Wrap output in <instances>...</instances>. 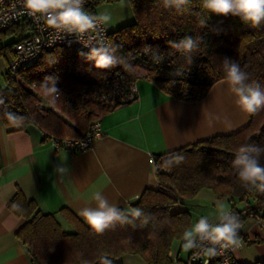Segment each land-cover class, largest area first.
Returning a JSON list of instances; mask_svg holds the SVG:
<instances>
[{"label": "trees", "instance_id": "trees-1", "mask_svg": "<svg viewBox=\"0 0 264 264\" xmlns=\"http://www.w3.org/2000/svg\"><path fill=\"white\" fill-rule=\"evenodd\" d=\"M116 1L119 0H89L86 10L96 14L102 3ZM128 2L135 21L110 32V45L116 47L119 57L116 66L99 69L85 56L56 46L45 51L33 65L15 74H3L0 120L9 130H25L32 125L42 130L43 139H46L44 134L77 138L93 121L130 102L110 104L118 79L130 83L141 75L174 98L198 101L216 82L225 79L222 68L225 59L239 64L249 74L250 81L264 86V25L253 28L235 17L207 14L201 0H189L183 12L165 8L162 0ZM203 19H207L206 25L201 24ZM20 29L19 24L11 27L0 39L10 33L15 35ZM185 35L202 37L191 63L169 44ZM15 38L11 36L0 43V56L9 53ZM47 77L57 78L56 87L61 96L55 102L39 86ZM8 113L24 117V123L13 126ZM248 143L264 146V110L250 115L247 125L237 131L211 136L166 155H155L158 186L146 188L130 205L151 216L144 227L137 220L135 227L117 225L97 234L69 209L62 208L59 213L73 227L72 231H66L54 213L41 211L35 200H28L18 190L7 204L12 213L24 220L15 237L26 247L31 264H83L84 261L100 264L101 257H107L111 264H120L118 258L126 254L137 255L146 264H171L172 245L191 224L188 211L173 209L192 199L199 190L210 189L218 199H251L254 205L250 208L230 209L241 224L250 215L264 217V193L243 187L232 165L236 149ZM176 156L183 157L182 161L169 165L167 161ZM238 235L240 240L247 241L245 234L238 232ZM236 264L264 262L237 261Z\"/></svg>", "mask_w": 264, "mask_h": 264}, {"label": "crops", "instance_id": "crops-1", "mask_svg": "<svg viewBox=\"0 0 264 264\" xmlns=\"http://www.w3.org/2000/svg\"><path fill=\"white\" fill-rule=\"evenodd\" d=\"M137 98L113 108L100 118L103 133L81 152L55 148L35 126L11 131L0 120V264H31L26 247L15 237L23 223L7 204L20 190L36 201L45 213H54L62 228L72 225L59 213L69 209L83 223L80 209L92 204L94 191H102L110 203L130 210L131 203L146 188H157L153 157L214 135L229 134L249 122L250 114L240 110L228 91L225 79L216 82L198 101H184L169 95L147 79L137 81ZM67 169L63 176L57 168ZM229 210L250 208L254 202L236 198L218 199L207 188L174 211L186 210L191 223L207 216L217 219L216 202ZM94 206V204H92ZM88 225V224H87ZM238 232L247 237L233 256L240 263L264 262V217L247 216ZM190 251L175 240L171 264H188ZM120 264H146L139 256L126 254Z\"/></svg>", "mask_w": 264, "mask_h": 264}, {"label": "clouds", "instance_id": "clouds-1", "mask_svg": "<svg viewBox=\"0 0 264 264\" xmlns=\"http://www.w3.org/2000/svg\"><path fill=\"white\" fill-rule=\"evenodd\" d=\"M86 0H19V15H27L34 22H42L47 29L61 34L74 35L77 41L85 36L98 33L104 25L111 21L108 13L92 14L85 10ZM189 0H162L167 9L177 12L185 11ZM201 6L207 14L220 17H235L243 24L253 28L264 25V0H201ZM209 17V15H208ZM207 19L201 20L206 25ZM202 43V37L193 38L185 35L178 41H169L171 47L186 55L191 63L192 54L197 52ZM116 47L101 41L97 46L90 47L87 54L81 53L87 60L94 61L99 69H110L119 63ZM225 73V82L228 91L235 97V104L241 111L254 115L264 110V86L256 81H250L249 74L243 71L239 64L225 59L222 62ZM57 78L47 77L39 86L46 96L55 102L61 94L56 87ZM7 118L13 126H20L25 118L14 113H8ZM264 155V146L248 143L236 149L232 161L238 180L248 191L264 193V164L261 156ZM183 157L176 156L167 163H180ZM67 169L57 168L61 176ZM89 206L79 211V215L89 225L94 233L103 234L106 230L114 229L117 225H133L140 221V227L148 224L151 216L140 207L130 210L120 209L110 203L102 191H94ZM19 210V206L15 205ZM217 221L211 222L207 216L191 223L182 232L180 237L185 251L197 250L200 255L214 257L225 250H235L240 247L238 230L241 222L237 215L231 212L228 206L221 201L216 202ZM83 264H87L84 261ZM100 264H111L107 257L100 258Z\"/></svg>", "mask_w": 264, "mask_h": 264}, {"label": "built area", "instance_id": "built-area-1", "mask_svg": "<svg viewBox=\"0 0 264 264\" xmlns=\"http://www.w3.org/2000/svg\"><path fill=\"white\" fill-rule=\"evenodd\" d=\"M89 0L84 5L85 10ZM87 11V10H86ZM19 0H0V36L8 32L9 29L17 24L22 28L16 34H7L5 38L0 39V43L4 42L8 37L15 36V42L9 51V58L6 67L0 73V86L2 76L5 73L15 74L18 71L29 67L36 63L41 55L56 46H64L77 54H87L90 47L97 46L101 41L110 44V31L106 25L102 27L98 33L85 36L77 41L74 35L61 34L57 36L54 30L47 29L42 22H34L27 15H19ZM142 79V75L135 81L126 83L118 79L117 88L114 90L110 104L112 106L118 103L134 101L137 98V81ZM34 89V85L31 86ZM57 111L56 109H54ZM103 133L100 119L93 121L82 134L77 138L68 137H48L44 134L53 147L66 148L72 151L81 152L87 150L93 141ZM231 211V210H230ZM233 212V211H231ZM257 220L261 218L255 217ZM218 222L217 219L210 220ZM241 241V240H240ZM242 246V241L241 245ZM239 248V247H238ZM237 249V248H236ZM234 250L229 249L214 257L203 256L197 250H191L188 256V264H236L237 260L233 256Z\"/></svg>", "mask_w": 264, "mask_h": 264}, {"label": "rangeland", "instance_id": "rangeland-1", "mask_svg": "<svg viewBox=\"0 0 264 264\" xmlns=\"http://www.w3.org/2000/svg\"><path fill=\"white\" fill-rule=\"evenodd\" d=\"M100 13L110 14L111 21L106 25L107 29L110 32H113L118 28L135 21L134 14L128 0H119L112 3H102L96 8V14ZM8 58V53L5 56H0V73L6 67ZM1 86L3 87V82L1 83Z\"/></svg>", "mask_w": 264, "mask_h": 264}]
</instances>
